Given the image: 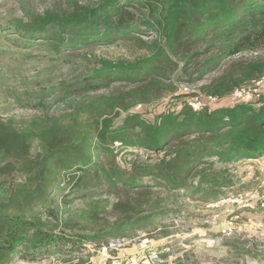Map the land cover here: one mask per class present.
I'll list each match as a JSON object with an SVG mask.
<instances>
[{"label":"trees","instance_id":"1","mask_svg":"<svg viewBox=\"0 0 264 264\" xmlns=\"http://www.w3.org/2000/svg\"><path fill=\"white\" fill-rule=\"evenodd\" d=\"M66 6L27 15L15 28L21 42L39 41L64 58L120 40L145 53L87 65L75 94L119 81L133 84L128 91L80 100L67 118L54 115L25 128L0 118V264L51 254L91 264L78 256L87 241L132 238L157 227L171 201L160 190L173 202L175 192L208 193L232 184L231 163L264 156V96L194 109L189 92L153 119L131 112L138 101L175 91L173 79L183 75L193 84L216 73L202 90L218 101L263 75L264 62L256 59L218 70L234 55L264 49V0H68ZM123 151L133 155L125 164L118 160ZM108 196L118 213L110 230L87 237L68 229L64 216L76 200L91 207L96 221Z\"/></svg>","mask_w":264,"mask_h":264},{"label":"rangeland","instance_id":"2","mask_svg":"<svg viewBox=\"0 0 264 264\" xmlns=\"http://www.w3.org/2000/svg\"><path fill=\"white\" fill-rule=\"evenodd\" d=\"M67 1L0 0V118L12 119L17 128H25L54 115L67 118L73 104L80 100L93 101L128 91L133 86L129 82L119 81L82 96L75 94L83 87L76 81L87 71V65L93 67L99 64L100 59L132 61L142 56L145 50L133 41L120 40L111 44L96 42L66 58L58 57L39 41L31 45L21 42L22 37L15 30L21 20L48 9L67 7ZM252 59L264 62V49L234 55L223 62L218 72ZM213 75L216 73L193 84L184 75L181 81L174 78L175 91H162L148 101H138L131 112L153 119L157 113L176 107L181 102L177 95L189 92H193L197 100L212 106L221 102L232 103L235 99L233 96L212 100L202 90ZM255 80L241 87L253 88ZM262 89L260 95L264 96ZM124 116L125 112L122 111L115 119L116 123H120ZM135 151L146 158V151ZM132 158L133 155L125 151L118 156V160L124 164L125 160L129 162ZM216 169H223V166L216 163ZM227 177L232 184L208 193L175 192L174 202L167 190H160L161 197L171 199L165 208L168 214L156 220L158 225L152 231H138L132 238L139 241L143 236L150 237L154 249L166 253L163 261L166 264H177L179 258H183L187 264H264V156L231 163L227 168ZM108 197V202L101 204L96 221L88 216L91 207L76 200L71 212L64 216L68 229L87 237L110 230L118 213L113 208L114 197ZM108 238V241L112 239ZM87 243L90 246L78 256H83L91 264H103V255L96 247L106 243L104 238H94ZM78 261L77 255L66 257L51 254L34 260L16 258L9 264H76Z\"/></svg>","mask_w":264,"mask_h":264},{"label":"built area","instance_id":"3","mask_svg":"<svg viewBox=\"0 0 264 264\" xmlns=\"http://www.w3.org/2000/svg\"><path fill=\"white\" fill-rule=\"evenodd\" d=\"M254 87H240L234 93V98H245L247 100L254 96L260 97V89L264 87V76L254 81ZM249 88V89H248ZM188 90V88H185ZM210 99H216L211 95ZM194 109H200L201 100H191L189 102ZM140 106V105H138ZM152 239L143 236L139 241L136 238L116 237L107 241L105 244L96 247L98 252L103 255V264H153L158 261H164L159 249H154ZM90 245L85 243L86 250Z\"/></svg>","mask_w":264,"mask_h":264}]
</instances>
